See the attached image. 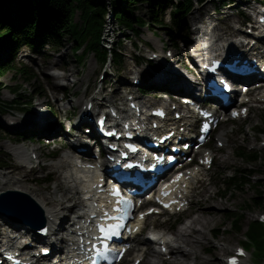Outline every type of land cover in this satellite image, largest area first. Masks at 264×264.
I'll use <instances>...</instances> for the list:
<instances>
[{
    "label": "rangeland",
    "instance_id": "374dc122",
    "mask_svg": "<svg viewBox=\"0 0 264 264\" xmlns=\"http://www.w3.org/2000/svg\"><path fill=\"white\" fill-rule=\"evenodd\" d=\"M178 1V0H177ZM208 9H204V14L200 13L199 11H193V14L188 15L187 16V24L190 27V30L192 29V24L193 22L196 21H208V23H212L213 25H217L221 28V30H228L230 28V25L232 23H236L237 22V17H236V12L235 10L232 11L233 15L230 18H227V16L225 15H221V16H217L214 14V7L212 4H209L207 6ZM195 10V9H194ZM168 11L164 12L163 14V20L165 21V23L167 24H162V25H153V26H148V27H143L140 28L139 31V35L132 33V32H128L131 36H133V40L135 42L140 43V46L144 45L143 49H139L136 51V54L138 56L142 55H146L149 53V49H154L155 51H158V48L160 46L163 45H167L168 43H170L169 41H167L166 38V28H169L168 24H171V21H169L168 17ZM140 14H142L143 16L146 17L147 14V10L141 9V11H139ZM209 16H211L209 18ZM207 17V18H205ZM107 19V17H105V20ZM74 21L75 22H79V13H77L74 16ZM167 26V27H166ZM171 29V28H169ZM218 30V29H217ZM172 31V29H171ZM216 31V29H215ZM120 35L119 33H117L114 37V40L117 39V36ZM224 35V34H223ZM138 36V37H136ZM225 36V35H224ZM131 39L128 40L125 45L123 46V44L117 45V47L120 49V51L124 54L123 58L121 59V63L117 66L119 67V69L115 68L116 72L115 75H107L105 74V79H103V81H99L97 80V74H98V70L100 68V64H99V60L96 59L94 57V55L91 52H88L85 57L80 61L79 59L78 62L75 61L74 57H72L71 53V40L68 41L66 39H64L66 43V46L64 48H62L61 50H50L47 52V57H45L46 61L48 62V73L53 71L51 70V68L53 67H57L61 72H63V74H68L69 71L70 76L68 78H63L61 77V79H55V81H57L56 83L57 86L54 87V89L52 88V77H47L48 78V83L46 84L47 88H45V85L42 84V79L39 78L37 79L35 82L33 81H24V79L22 77H20L19 75L15 74L13 72H8L3 78H2V82L5 83L6 85H10V86H15V85H19L21 84V86L23 84H26L30 87L35 86L38 89H42V95L43 97L45 96L48 99L49 102V106L50 107H59L58 105H54L52 103H50L51 99L54 98V96H58V97H62V94L59 93L60 89H64L65 90V97L64 99L67 101V103H64L63 105H66L65 111H67V114L69 113L71 116L72 114L75 112L73 111V109L75 108L76 110L79 109V106L83 104V101L86 99V97H88L89 95H92V93H89V89L90 88H98L99 83L101 84L103 82V87H106V93H109V91H111L110 95L108 96V99H114L117 102H121L124 101L126 95H127V91L134 93L136 95V93L134 92V89L131 88V82H132V73L130 72V69H141L142 72V76H143V84L144 83H149L147 81L148 78V71H150V67L148 64H146L145 62H141L140 64H138V67H134V62L135 59L132 60V57L130 56V54L132 53V49L134 48L133 46V41ZM119 43V42H118ZM124 43V42H123ZM149 48V49H148ZM178 53L177 54V58L180 59V63L185 61V56L187 55V51L184 50V47L182 46V44L178 45ZM24 53V52H22ZM80 53V52H78ZM150 54V53H149ZM55 59L49 60V57H55ZM60 57V58H59ZM143 57V56H142ZM43 61V59H41L40 57H36L35 62H37L38 64H41ZM154 63H161V61L156 60L154 61ZM42 67V65H41ZM173 69H177L178 66L174 65L172 66ZM40 71V70H39ZM46 71L43 72V78L46 81V77L44 76V73ZM50 74V73H49ZM62 74V73H61ZM43 88H41V86ZM130 85V86H127ZM116 86V87H115ZM114 88H119L118 92L114 91ZM50 89V91L48 90ZM149 90H152L153 88H148ZM57 91L58 93L55 94V92L53 91ZM39 92V91H38ZM41 94V92H40ZM3 99L5 100H10L13 98V96L8 92V91H4L3 92ZM40 98V97H39ZM139 99H144V97H140L138 96ZM68 101H72L71 104L74 105H69ZM41 104H45L44 102H41ZM43 111V110H42ZM40 111V112H42ZM18 114V118L21 117V115L19 114V110L16 111ZM38 110H34L33 108L31 109V111L29 112L28 115H32L35 116L38 113ZM253 113L250 114V122L249 123H254L255 121H260L261 116H262V112H259L258 110H253ZM250 125V124H249ZM237 127H240L239 124H235L234 125V129H236ZM244 131L243 129H241L239 131V133H232L231 135H229L227 137V141H228V148L223 150V153H235L236 151H240L241 148H245V146L248 144H250V142L248 141H252L253 140V135L251 132L248 133V135H245V141H243L242 136L243 134H241V132ZM5 137V136H4ZM3 138V137H2ZM256 139H258V137H256ZM10 142L9 139H5V140H0V148L2 151H6L7 152V148L6 146L8 145V143ZM60 143V142H59ZM12 144V143H10ZM26 145H30L28 142H25ZM33 148H36V153L40 154L42 160L44 161V163L46 162V158H43V155H49L50 154V149H48L47 147H45L42 144L39 143H34L32 144ZM53 148V147H50ZM54 151L57 150L56 148H53ZM11 159H14L13 157H11ZM60 159V157H59ZM57 161V160H56ZM54 163V162H53ZM51 163L50 167L52 169H56L57 167L54 166V164ZM223 163H229L230 166L228 167H237L239 169H242L244 167V163L240 160L237 159L234 155V157H231L228 160H225V162H223V159L221 157H219V159L216 162V169H217V177L216 179H220V182H222L225 177V171L223 168ZM260 165H264L263 162H257L255 165L253 166H249L248 168L251 170H258V173L255 174L254 176H252L251 181L249 182V184H247L246 186H244V189H242L240 191V187L239 188H229V190L226 192V194H229L231 192H233L235 194V196L233 197V199H230V196H226L224 197L223 200L221 201H216L214 198L210 199L207 203L206 201L211 197V195L209 196H204L203 195L205 193L208 192L207 189H203L202 187H200V190L198 192V195L200 196V198L196 199L193 201V203H197L200 202V205L198 204L195 208V213H196V217L191 221V226L188 228H182L180 229V232H178L177 234V240L176 243L172 246L173 249H175V252L177 253V258L172 259L170 261L168 260H162V263L156 262V261H151V259H148V262L146 264H206L209 262H213L214 264H225L224 260L225 257L228 256L233 249L237 246V245H243L242 244V240L244 239L243 237V233L246 231L247 229V225L252 222L260 213H262L263 208H264V174H262L261 172V167ZM6 170L0 171L1 173H4ZM47 172H50V168L47 166L46 168ZM43 174L42 171H36V172H31L29 173V176L31 177H35L37 175ZM14 179H19L18 177H15ZM54 179V183L52 185H48L47 183H41L42 187L46 188V187H50L49 189H53L54 185L56 184V179L53 177ZM1 180V178H0ZM18 180H9L6 184L9 185V188H6L8 190H12V187H19L21 186L20 184H18ZM216 183V188L217 189L219 187V183ZM63 183L62 181L59 182L57 184V186H61ZM39 185V184H37ZM257 185H261V189L258 190V188H256L255 186ZM56 186V189H60L59 187ZM27 187V186H24ZM28 188V187H27ZM5 189V190H6ZM31 192H33L35 194L36 197H41V198H47L48 196L45 194H40L38 193L36 190H30ZM64 192V191H63ZM261 193L259 196L258 194ZM61 193L57 194V198L55 202H58V200L61 198L60 197ZM60 197V198H59ZM217 200H219L217 198ZM51 201V200H48ZM73 202L76 201V199L71 200ZM255 201H257L258 203L261 204V207H257L255 206ZM52 202V201H51ZM53 202V203H55ZM206 203V204H205ZM193 208V210H194ZM221 208V209H220ZM220 209V210H219ZM212 212V213H210ZM236 212V214L241 215V219L239 220L241 223V231H236V230H230L231 228H229V218L231 213ZM221 213V214H220ZM211 215V216H215L214 220L211 221V225L209 226L210 229L212 227L213 224H218L221 220H223V222L220 225H223L224 228H222V230L226 229V233H221L219 234L218 238H209L207 232L205 231L207 225H205L202 228V231L207 235V236H203L200 235L198 232L195 233H190V230L192 227H194V224H196V221L198 220L197 218L200 216H206V215ZM222 214L223 216L226 215L225 219L224 217L222 218ZM209 215V216H210ZM209 229V230H210ZM221 230V231H222ZM195 236V239L197 236H200L201 240L198 244V246H196V254H193L192 256H187L185 255V252H178L177 251V247L180 243V241L184 238H187L188 240H192ZM195 239L194 241L189 244L191 246L194 245L195 243ZM224 243V244H223ZM229 244V245H228ZM223 247H228L227 252L223 251ZM232 248V249H231ZM209 249L210 254L212 256H207L204 251ZM230 250V251H229ZM252 250L248 249V252L250 253ZM155 254V252L151 253V256L153 257V255ZM203 256V257H202ZM205 257V258H204ZM221 257V258H220ZM174 260V261H173ZM168 261V262H167ZM259 262V264H264V261H260L258 259H254V258H250L248 264H255Z\"/></svg>",
    "mask_w": 264,
    "mask_h": 264
},
{
    "label": "trees",
    "instance_id": "16d2710c",
    "mask_svg": "<svg viewBox=\"0 0 264 264\" xmlns=\"http://www.w3.org/2000/svg\"><path fill=\"white\" fill-rule=\"evenodd\" d=\"M191 4V0H178L177 3L173 0H0V52L3 53L0 55V89L1 79L8 72L16 74L12 70V59L5 58L18 46L19 38L26 36L29 43L35 35L42 37L50 34L58 44L68 38L72 40L75 50L95 52L102 60L106 50L100 45V38L109 9L114 13L118 26L138 33L139 27L162 24L157 14L170 5L173 6L171 14L175 29L182 28V21ZM144 8L148 12L146 18L137 13ZM77 13L79 22L74 21ZM113 54L119 58L117 53ZM22 71L23 68L18 72ZM2 109L0 102V113ZM247 232L251 238L259 236L252 225Z\"/></svg>",
    "mask_w": 264,
    "mask_h": 264
},
{
    "label": "bare ground",
    "instance_id": "6f19581e",
    "mask_svg": "<svg viewBox=\"0 0 264 264\" xmlns=\"http://www.w3.org/2000/svg\"><path fill=\"white\" fill-rule=\"evenodd\" d=\"M214 31H215V29H214ZM214 33H215L214 36L218 35L217 36L218 44H221L220 46H226L227 42H229L228 39L227 38L225 39L224 35L219 36V34H218L219 30H217V29ZM224 44H226V45H224ZM132 74H134V73H132ZM161 74L163 76L169 75V73L167 71H162ZM175 77L176 78H179V77L183 78L180 74H176ZM175 77L174 76H168L166 81L168 82L171 80H175ZM184 82H185V79H184ZM42 102L45 103V101H42ZM25 124H29V122H26ZM220 140H222V139L220 138ZM11 149L13 150V152L15 154H19V153L25 154L26 153V150H24L23 148L21 149L19 147H12ZM53 164L57 168H60L63 165L66 166V169L63 171V180H62L63 184L61 186H57L60 188V190L64 191L61 198L58 200V202L53 203L51 201H48L50 199L49 196L47 198H41L39 196L36 197L35 194L30 191V189H28L27 187H22V185L19 187H12V190L21 188V190H24L25 192H30L31 193L30 195L40 205V208L43 209V213L45 215L46 222L50 226V228L61 229V227H63L61 224L62 223V218H61L62 215L61 214L68 210V208L65 206V203L68 200H70L72 197H77L81 193L79 186H80V183L83 182L86 178L84 177V175L80 171H78L76 169L77 161L73 155L63 154L60 157V159L55 161ZM200 187H202L203 189L209 190V185L205 182H201ZM6 188H9V185L5 184V189ZM6 190H8V189H6ZM213 198H214V195H211V197L206 201V203L210 199H213ZM198 204L200 205V202H197L194 204L195 208H197L196 206ZM71 205H72V207H77L76 203H73ZM195 208L193 210L194 212H195ZM210 213H212V212H210ZM209 215L198 217L197 218L198 220L196 221V224H194V227L191 228L190 233L192 234V233L198 232L200 235L207 236L202 231V228L205 225H207L205 231H209V229H210L209 226L212 224L211 221H213L214 217H215V216H211V215L209 216ZM13 226L18 227L17 225H13ZM190 226H191V222H190V225L186 226V228L189 229ZM178 232H180V230ZM11 233H13V232H11ZM177 234L175 236L174 243H172L170 246V257H169L168 261L177 258V253L175 252V249H173V247H172L176 243ZM194 239H195V236L192 240H188L187 238L182 239L180 241L178 247H177V251L178 252L184 251L185 255H187V256H192L193 254H196L197 251H196L195 247L198 246L201 238H200V236H197L195 239L194 245L193 246L189 245L194 241ZM227 250H228V247H223L224 252H227ZM150 252L153 253L154 251L150 250ZM148 259L149 258H145L143 260V264H146L148 262ZM155 264H158V263H155Z\"/></svg>",
    "mask_w": 264,
    "mask_h": 264
},
{
    "label": "snow or ice",
    "instance_id": "6c2138e0",
    "mask_svg": "<svg viewBox=\"0 0 264 264\" xmlns=\"http://www.w3.org/2000/svg\"><path fill=\"white\" fill-rule=\"evenodd\" d=\"M119 193H118V191H117V195H118Z\"/></svg>",
    "mask_w": 264,
    "mask_h": 264
}]
</instances>
